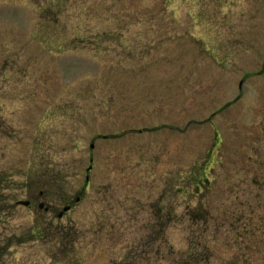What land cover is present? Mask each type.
Wrapping results in <instances>:
<instances>
[{"label":"rangeland","instance_id":"rangeland-1","mask_svg":"<svg viewBox=\"0 0 264 264\" xmlns=\"http://www.w3.org/2000/svg\"><path fill=\"white\" fill-rule=\"evenodd\" d=\"M0 213V264H264V0H0Z\"/></svg>","mask_w":264,"mask_h":264},{"label":"water","instance_id":"water-1","mask_svg":"<svg viewBox=\"0 0 264 264\" xmlns=\"http://www.w3.org/2000/svg\"><path fill=\"white\" fill-rule=\"evenodd\" d=\"M92 146H94V144H92ZM91 168V166L89 167V169ZM89 179V176H87V180ZM18 203L19 204H24V205H29L30 204V200H18ZM44 204H43V202L41 203V206H43ZM68 209H70V206H65L64 207V210L63 211H61L60 212V216H62L63 215V212L64 211H66V210H68ZM0 217H1V213H0Z\"/></svg>","mask_w":264,"mask_h":264},{"label":"flooded vegetation","instance_id":"flooded-vegetation-1","mask_svg":"<svg viewBox=\"0 0 264 264\" xmlns=\"http://www.w3.org/2000/svg\"><path fill=\"white\" fill-rule=\"evenodd\" d=\"M87 181H89V179H88ZM78 199H79V197L77 198V200H78ZM30 203H31V201H30ZM41 203H42V202H40V206H41ZM43 204L45 205L44 202H43ZM44 205H43V206H44ZM43 206H42V207H43ZM66 206H71V207H72V205H70V204H68V205H66ZM71 207H70V208H71ZM47 209H48V208H47Z\"/></svg>","mask_w":264,"mask_h":264}]
</instances>
